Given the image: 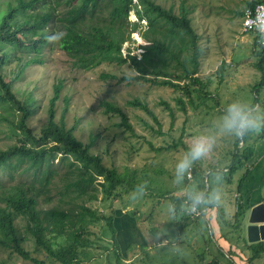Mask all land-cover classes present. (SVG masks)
I'll return each mask as SVG.
<instances>
[{
    "label": "rangeland",
    "instance_id": "1",
    "mask_svg": "<svg viewBox=\"0 0 264 264\" xmlns=\"http://www.w3.org/2000/svg\"><path fill=\"white\" fill-rule=\"evenodd\" d=\"M139 1L133 0V3L138 4ZM153 1L164 8L172 9L177 15L182 2L189 10L191 26L201 48L197 76L202 83H207L205 95L196 92L198 86L194 85L190 87L188 95L179 88L154 85L152 82L137 79L138 72L130 61L123 64L103 63L90 70L77 67L72 58L59 49L57 35L60 32L57 29L53 31L52 27L50 35L53 39L42 51L43 64L27 65L25 60L30 55L17 51L10 60L0 64V73L11 83L16 98L21 100L28 93H32L37 100L38 109L28 121V126L34 133L39 134L47 124L55 85L60 82L62 88L55 105V120H62L67 128L73 129L76 138L89 146L92 153L101 156L106 166L115 167L121 172L126 168L136 171L138 179L144 185L142 196L136 194L138 198L133 201L130 199L133 192H123L121 198L104 201L99 193L97 201L88 203L97 214H101L103 209L105 213L112 209L140 212L141 216H137V227L130 231V245L123 246L122 251L128 256L121 255L122 264H195L196 261L208 264L215 257L223 264H230V258L236 264H249L248 257L252 254L242 244L249 242L246 226L250 211L239 218L242 229H236L227 223H235L237 220L236 200L232 197V192L236 191L241 173L227 175L230 182H227L230 185L227 189L231 190V195L229 203L226 204L231 212L227 207L226 214L222 212L225 206L211 208L202 216L196 214L199 220H193L195 222L187 224L188 227H178L177 222L185 224L184 221L190 214L186 209L178 210L170 198H182V189L203 186L210 168L226 167L224 169L228 170L233 161L236 140L228 138L218 143L216 151L209 158L194 165L192 178L188 176L183 181L174 182L171 168L174 157L183 151L188 136L204 129L228 100L241 98L264 108L263 73L257 65L262 57L258 51L260 40L257 42L256 35L244 32L241 14L248 7L247 3L260 0ZM101 3L104 5L103 1ZM101 3L87 22L101 24L102 17H107L108 11ZM67 8L61 3L58 9L64 13ZM129 21L138 22L134 10L130 12ZM140 23L141 28L134 31L130 40L123 44L124 58L128 52L138 59L144 53L143 47L147 42L142 35L147 22L141 20ZM23 65L26 66L19 75L18 71ZM180 71L178 69L176 72ZM172 80L183 85V81ZM136 102L146 105L152 115L141 106H135ZM108 104L119 108L126 115L130 128L124 124L118 113L108 110ZM4 107L0 106V115L3 113L10 119L18 117L16 110L9 108L8 112H4ZM13 124L0 118V150L8 149L21 138L16 126L12 131ZM71 169L67 163L59 164L62 176ZM62 176L56 179V185H63ZM240 200L241 198L239 202ZM42 205L45 209L69 207L59 199ZM170 206H174V214H170ZM193 215L195 214L191 213ZM26 223L21 217L16 220L22 236L26 237L22 246L30 258L0 246V264H36L32 259L45 264H61L46 251L38 249L35 238L30 233L26 234ZM91 232L92 235L86 242L93 243L84 249L88 256L81 257V264H117L116 259L105 248L111 247L112 240L106 222L92 223ZM157 233L161 243L154 240ZM239 234L246 238V242L243 239L244 243L241 239L238 241ZM227 239L239 247L229 245ZM61 243L62 237L51 241L54 248ZM177 243L184 246L182 254L169 250ZM219 249L229 255L235 254L236 257L230 255V258H226L220 254ZM142 250H148L147 257ZM200 255L203 256L201 259L198 257ZM253 264H264V254L255 259Z\"/></svg>",
    "mask_w": 264,
    "mask_h": 264
},
{
    "label": "trees",
    "instance_id": "2",
    "mask_svg": "<svg viewBox=\"0 0 264 264\" xmlns=\"http://www.w3.org/2000/svg\"><path fill=\"white\" fill-rule=\"evenodd\" d=\"M260 1L247 3L246 8H253ZM61 3L68 7L64 13L58 9ZM100 3L106 7L107 17H102L101 24L87 22L94 16ZM245 9L241 13L242 17ZM132 10L138 16L137 23L129 21ZM141 20L147 22L142 35L147 42L143 47L144 53L140 59L130 52L124 58L123 44L130 40L134 31L141 28ZM50 27L60 32L57 35L59 49L72 58L77 67L90 70L103 63L123 64L130 61L138 72L137 79L179 88L188 95L190 87L194 85L198 86L196 92L205 95L207 83H202L197 76L201 48L197 44L189 10L184 2L177 15L172 9L164 8L153 0H140L138 4H134L133 0H0V46L4 45L1 46L0 64L10 60L17 51L30 55L25 64H43V48L52 40L47 39L51 36ZM258 51L262 57L257 65L264 81V51L261 48ZM25 66L19 69V75ZM178 69L181 71L176 72ZM172 79L183 81V85L174 83ZM61 88L62 83L55 85L54 97L48 109V122L36 134L28 126V121L38 109L37 100L32 93L21 100L16 98L11 83L0 73V106H5L4 112L10 108L19 114L16 119H10L2 113L0 118L13 122L12 131L16 126L21 135L16 144L0 150V246L30 258L22 246L26 237L22 236L16 224V220L21 217L27 222L26 234L30 233L35 238L38 249L46 251L61 264H81V257L88 256L84 249L93 243L86 242L92 235V223L104 221L112 238L111 247L105 248L117 264H122L121 255L128 256L122 251L123 246L130 245V231L137 227L140 212L112 209L105 213L103 209L101 214H97L88 203L97 201L99 193L104 201L121 198L123 192H133V188L141 181L132 169L126 168L121 172L115 167L106 166L101 156L92 153L89 146L76 138L73 129L67 128L62 120H55V105ZM180 103L184 104L183 101ZM134 105L141 106L152 115L146 105L139 102ZM108 107L109 111L118 113L130 128L126 115L119 108L111 104ZM262 132L258 139L264 138V130ZM252 135L235 142L233 161L229 170L225 171V180H228V174L236 173L253 158L255 148L248 143ZM62 163L72 167L63 176L59 171V164ZM248 172L247 168L238 180L239 189ZM61 176L63 185L58 186L56 179ZM170 198L178 210L182 208V198ZM56 199L69 207H43L42 203L50 204ZM244 213L245 208L240 205V211L235 215L236 222L227 221L228 225L241 228L239 218ZM189 214L185 224L177 222L178 227L185 228L187 224L195 222L193 220H199L196 214ZM59 237L63 238V243L54 248L51 241ZM246 248L252 254L248 263H253L264 254V242L246 244ZM142 252L145 257L148 256V250ZM219 252L226 258H230V255L236 257L235 254H226L222 249ZM198 257L201 259L203 256ZM32 260L36 264H45L37 259ZM228 262L236 264L232 258ZM195 264L200 262L196 261ZM208 264L223 262L215 257Z\"/></svg>",
    "mask_w": 264,
    "mask_h": 264
},
{
    "label": "clouds",
    "instance_id": "3",
    "mask_svg": "<svg viewBox=\"0 0 264 264\" xmlns=\"http://www.w3.org/2000/svg\"><path fill=\"white\" fill-rule=\"evenodd\" d=\"M245 33L255 34L260 40V36L254 32ZM47 39L51 40L53 37L49 36ZM260 48L263 50L261 44ZM261 130H264V108L241 98L228 100L204 129L188 136L183 151L174 157L171 168L174 182L183 181L190 176L194 165L209 158L216 151L218 143L224 139L240 141ZM225 171L222 168H212L203 186L182 189L181 207L189 213L201 216L210 208H222L224 206ZM143 193L144 185L140 183L133 188V195L130 199L134 201L138 195L142 196ZM170 214H174V206H170ZM154 240L157 243L162 242L159 239V233ZM169 250L175 254H182L184 246L177 243Z\"/></svg>",
    "mask_w": 264,
    "mask_h": 264
},
{
    "label": "crops",
    "instance_id": "4",
    "mask_svg": "<svg viewBox=\"0 0 264 264\" xmlns=\"http://www.w3.org/2000/svg\"><path fill=\"white\" fill-rule=\"evenodd\" d=\"M263 1L264 0H261L260 2H263ZM260 2H258V3H260ZM257 40H258L257 42H259L258 36H257ZM259 49H260V44H259ZM260 134H263L262 130L258 133L253 134L252 137L250 138L249 142H248L249 144H253L254 148H255L253 158L248 163L245 162V165H246V166L244 165L245 167L240 168L236 171V174L241 173V175H243L246 172L247 168L249 169V172H248L247 177H246V181L242 184V187L240 186L241 188L239 189L238 183H237V186L235 188L236 191L232 192V197L234 198V200H236L235 201V203H236L235 215L237 213H239L240 205H243V207L245 208V213H246L247 211L251 212V209L253 207H255L261 203H264V138L258 139ZM224 168H226V167H224ZM240 178H241V176L239 177V179ZM227 182H229V179L225 180V178H224V206L225 207L223 206L224 210L222 209V212L224 211V214H226V210L228 207L227 206L228 204H226V203H229V198L231 195V190L227 189V187L230 186ZM239 198H241L240 202H239ZM228 210H229V212H231V209H229V207H228ZM216 222H217V219H216ZM241 229H242V227H241ZM219 235L220 236L222 235L220 229H219ZM224 235H225L224 237H226V234H224ZM240 239L241 240L243 239L246 242V238H244L241 234H239V236H238V241ZM243 240H242V243H244ZM261 242H263V241H261ZM227 243H229V245L233 244L234 246L239 247V245H236L235 243H230L229 241ZM258 243H260V242H258ZM246 244L251 245L252 243L246 242L245 244H242V247L245 249H247ZM254 244H256V243H254ZM229 250H231V249H229ZM249 264H253V263H249Z\"/></svg>",
    "mask_w": 264,
    "mask_h": 264
},
{
    "label": "built area",
    "instance_id": "5",
    "mask_svg": "<svg viewBox=\"0 0 264 264\" xmlns=\"http://www.w3.org/2000/svg\"><path fill=\"white\" fill-rule=\"evenodd\" d=\"M244 32H254L260 36V44L264 50V1L253 8H246L243 14ZM188 178H192L191 174Z\"/></svg>",
    "mask_w": 264,
    "mask_h": 264
},
{
    "label": "water",
    "instance_id": "6",
    "mask_svg": "<svg viewBox=\"0 0 264 264\" xmlns=\"http://www.w3.org/2000/svg\"><path fill=\"white\" fill-rule=\"evenodd\" d=\"M247 237L252 244L264 242V203L251 209L247 224Z\"/></svg>",
    "mask_w": 264,
    "mask_h": 264
}]
</instances>
